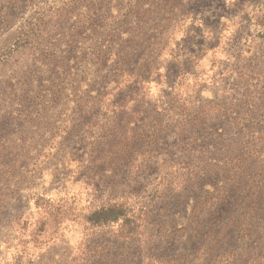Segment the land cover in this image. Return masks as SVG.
<instances>
[{"label":"rangeland","instance_id":"rangeland-1","mask_svg":"<svg viewBox=\"0 0 264 264\" xmlns=\"http://www.w3.org/2000/svg\"><path fill=\"white\" fill-rule=\"evenodd\" d=\"M0 264H264V0H0Z\"/></svg>","mask_w":264,"mask_h":264}]
</instances>
